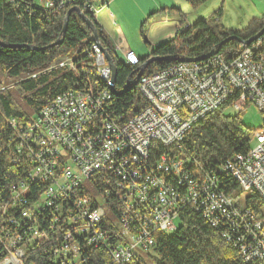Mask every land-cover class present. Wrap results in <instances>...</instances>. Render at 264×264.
Wrapping results in <instances>:
<instances>
[{
	"label": "built area",
	"instance_id": "2783aa9c",
	"mask_svg": "<svg viewBox=\"0 0 264 264\" xmlns=\"http://www.w3.org/2000/svg\"><path fill=\"white\" fill-rule=\"evenodd\" d=\"M88 55L108 89H67L25 124L11 120L14 151L32 163L28 176L43 188L21 211L30 220L28 231L8 237L5 249L18 246L25 253L26 242L52 239L60 264H82L80 238L85 245L106 244L113 229L121 238L111 249L112 260L128 264L150 252L152 232H174V219L187 206L209 223L227 217L237 231L243 229L233 220L241 204L214 189L215 174L200 166L191 170L195 161L179 152L190 126L229 99L237 111L251 102L264 116V35L242 43L232 57L214 53L199 62L179 61L142 74L136 86L146 105L129 118L107 113L111 70L95 42ZM124 59L137 62L128 49ZM64 60L53 67L75 68L70 57ZM254 134L256 145L231 156L218 172L230 173L243 193L255 191L264 200V118ZM112 175L116 178L110 180ZM109 189L119 202L114 209L106 200ZM26 191L24 182L12 186L11 201L25 199ZM248 223L240 248L245 259L264 264V221L251 216Z\"/></svg>",
	"mask_w": 264,
	"mask_h": 264
},
{
	"label": "trees",
	"instance_id": "16d2710c",
	"mask_svg": "<svg viewBox=\"0 0 264 264\" xmlns=\"http://www.w3.org/2000/svg\"><path fill=\"white\" fill-rule=\"evenodd\" d=\"M108 1L0 0V41L17 45H0V73L17 80L16 90L22 95L26 107L23 108L15 102L11 91L0 90V204L5 205L4 210H0V261L6 255L7 238L17 232L20 235L28 231L30 220L23 217L21 211L38 199L43 188L42 182L28 176L32 163L15 153L13 143L16 128L9 121L14 119L17 125L25 124L55 96L67 89H108L106 83L99 79L94 61L88 55L94 43L92 32L77 13L72 12L69 15L65 32L62 31L63 19L68 9L78 7L92 20L101 46L107 49L116 62L113 84L116 93L109 91L111 95L106 108L109 115L123 118L131 117L146 105V100L136 85H132L128 90L122 89L128 77L133 79L136 68L148 57L171 56L172 60L151 62L145 68L144 75L178 63V59L196 58L206 54L216 49L218 44L230 35L248 39L264 26L262 13L261 16L252 18L244 28H226L220 21V5L206 19L199 18L187 24L173 37L151 47L147 55L139 58L136 56L137 62L125 63L117 57L114 43L94 16V11H97L100 5L108 4ZM185 1L196 8L207 0ZM170 9L175 10L178 16H183L179 8L172 6ZM154 12H150L146 19ZM181 21L182 19L179 22ZM141 34L143 36V31ZM143 40L145 44L149 43L144 36ZM241 44L235 39H230L223 43L216 53L226 58L232 57L238 54ZM27 45H33L34 49L27 50ZM66 56L74 61V69L53 67L52 64ZM230 104L231 99L192 124L181 141L182 150L179 154L195 161L190 163L191 170L200 166L204 173L210 171V176L215 174L218 186L214 187V183V189L234 197L241 204L242 214L239 213L233 220H237V226L240 221L243 229L237 231L236 225H231L227 217L225 220L220 218L216 224L209 223L197 209L184 207L178 214L180 224L174 232H152L154 244L147 255L153 264H255L254 261L244 258L240 245L247 238L246 228L250 226V217L264 221V200L255 191L243 193L230 173L218 172V166L223 165L231 156L244 154L250 149V140L254 134V128L241 121L240 112L233 115L224 113V109ZM115 178L116 176L112 175L110 180ZM23 182L27 188L26 198L21 197L19 201L12 202V186L20 187ZM109 187L112 185L106 186ZM94 188L98 190L95 185ZM100 192H103V189ZM108 193L107 203L114 209L117 198L113 196V189H109ZM247 211L250 212L249 215ZM237 234L240 239H244L238 241ZM107 236V243L101 245H85L80 238L82 264H114L111 249L121 236L115 234L113 229ZM53 246L52 239L26 242L24 263L60 264ZM128 264L146 262L138 255Z\"/></svg>",
	"mask_w": 264,
	"mask_h": 264
},
{
	"label": "rangeland",
	"instance_id": "374dc122",
	"mask_svg": "<svg viewBox=\"0 0 264 264\" xmlns=\"http://www.w3.org/2000/svg\"><path fill=\"white\" fill-rule=\"evenodd\" d=\"M157 3L162 5L159 4L160 7L158 5V7L153 9L156 12L149 19H146L149 13L148 8L155 6ZM220 5L222 8L220 21L224 27L230 29L244 28L252 18L259 17L264 13V0H207L204 4L196 8L191 7L185 0H118L117 2L109 0L108 4L99 6L101 8L98 20L105 22V30L111 41L117 46V57L125 62L126 49L131 50L136 56L148 54L149 43H144L143 36L147 40L148 36L151 37L152 34L150 32H153L156 27L155 22L161 19L171 20L173 17H178L176 11L171 10L170 7L174 6L179 8L183 16L185 15L186 19H190L193 22L199 18L208 17ZM162 7H165L164 10L167 9L169 11L162 10ZM106 13L113 14L112 21H108L106 17L102 19V16L106 15ZM144 19L146 21L143 23ZM140 30L143 31V36ZM117 40L119 42L120 40L122 41L120 42L121 46ZM64 59H66L64 61H67L69 57L66 56ZM104 60L106 59L104 58ZM17 83L15 78H10L6 74L0 73V90L11 91L15 102L22 105L23 108H26L21 98L22 95L16 90ZM238 112H240L241 121L246 126L254 128V133L260 130L264 116L255 104L251 102L247 103L246 106H243V109L238 111L232 106L224 109V113L226 114L233 115ZM9 122L10 124L12 123L11 120ZM254 135L250 140L251 147L256 145ZM174 222L177 225L180 224L178 218H175ZM22 253L23 248H18V246L11 247L8 251L6 250V255L0 264H25V253H23V256ZM142 256L146 264H153L147 253H142Z\"/></svg>",
	"mask_w": 264,
	"mask_h": 264
},
{
	"label": "water",
	"instance_id": "95a60500",
	"mask_svg": "<svg viewBox=\"0 0 264 264\" xmlns=\"http://www.w3.org/2000/svg\"><path fill=\"white\" fill-rule=\"evenodd\" d=\"M75 12L77 13V15L82 19V21L86 24V26L90 29V31L92 32V37H93V41L100 47V49L102 50L104 57L110 67L111 70V76H110V82L112 85H110L109 89L111 91V93L115 94L116 91L114 90L113 84H114V80H115V76H116V62L113 60V58L109 55L108 51L106 48L102 47L100 42H99V38L96 32V28L94 23L92 22V20L85 14L83 13L78 7H72L70 9L67 10L64 19H63V25H62V31L65 32L66 29V25H67V21H68V17L69 15ZM264 33V26L253 36H251L248 39H241L238 38L235 35H230L228 37H226L225 39H223L217 46L216 49H213L211 51H209L206 54H203L199 57L196 58H181L178 59L179 61H198V60H202L205 59L209 56H211L212 54L216 53L219 48L221 47V45L227 41H229L230 39H235L240 43L243 44H248L249 42H251L252 40H254L255 38H257L258 36L262 35ZM0 45L1 46H17V45H8V44H4L3 42L0 41ZM27 50H31L34 49L33 45H27ZM172 60L171 56H155L152 55L151 57H148L144 62H142L137 68H136V74L134 76L133 79H131L130 77H128L126 84L124 85L123 90H128L131 88L132 85H136V83L138 82L139 78L142 76L145 68L148 66V64H150L153 61H164V62H169ZM138 61V58H137Z\"/></svg>",
	"mask_w": 264,
	"mask_h": 264
},
{
	"label": "crops",
	"instance_id": "0c3cea01",
	"mask_svg": "<svg viewBox=\"0 0 264 264\" xmlns=\"http://www.w3.org/2000/svg\"><path fill=\"white\" fill-rule=\"evenodd\" d=\"M112 1L117 2L118 0H112ZM159 4L160 3L155 4V6H150L148 8L149 13L156 11V10H153V9L158 7ZM160 5H162V4H160ZM160 5H159V7H160ZM100 8H99V10L97 11V13L95 15V19L99 23V25H101V27L105 30V26H106L105 22H101L100 20H98L99 15H100V13H99ZM162 8H165V7H162ZM164 11H169V10L166 9ZM103 17L104 18L106 17V19H108V21H112L113 20V14H111V13H109V14L106 13V15L102 16V19H103ZM166 17H165V19H166ZM206 18L207 17H204L203 19H206ZM181 19H182V21L180 23L179 21ZM190 22H192V20L186 19L185 15L182 16V17H180V16L173 17L171 20L170 19H167V20H162L161 19V20L155 22L156 27L154 28L153 32H150L152 34L151 37L148 36L149 51H150V48L153 47L154 45H156L157 43H159L161 41H164V40H166L168 38L173 37L178 31L182 30ZM105 32L107 33L106 30H105ZM117 41H118L119 45L121 46L120 42H122V41L121 40H120V42H119V40H117ZM114 45H115V49L117 50V46H116L115 43H114ZM143 56H145V55H141V56H137V57L139 58V57H143Z\"/></svg>",
	"mask_w": 264,
	"mask_h": 264
}]
</instances>
